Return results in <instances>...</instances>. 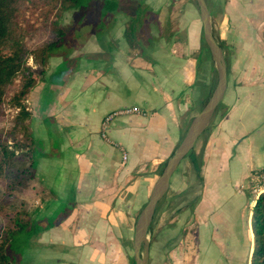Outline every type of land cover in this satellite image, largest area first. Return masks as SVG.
Returning a JSON list of instances; mask_svg holds the SVG:
<instances>
[{
    "label": "crops",
    "instance_id": "1",
    "mask_svg": "<svg viewBox=\"0 0 264 264\" xmlns=\"http://www.w3.org/2000/svg\"><path fill=\"white\" fill-rule=\"evenodd\" d=\"M129 3L120 0L102 30L80 31L69 39L74 42L62 44L27 96L28 130L39 154L32 191L22 198L36 202V208L26 207L34 223L57 221L34 235L13 264H130L133 225L119 219L124 195L134 178L159 166L180 137L185 115L200 99L194 94L205 56L195 18L186 30L138 31L141 51L131 49L124 36ZM145 4L147 16H157L160 8ZM228 6L230 18L245 14L248 22H264V0H230ZM260 54L264 75V47ZM229 103L202 165L190 160L204 179L197 212L212 226L202 233L207 244L203 264L216 255L219 264L240 262L241 241L222 210L220 191L231 190L243 209L249 200L237 191L238 183L264 167L259 152L264 151V98H231ZM132 106L140 111L115 118L104 137V116ZM249 204L242 233L251 255L255 200Z\"/></svg>",
    "mask_w": 264,
    "mask_h": 264
},
{
    "label": "rangeland",
    "instance_id": "2",
    "mask_svg": "<svg viewBox=\"0 0 264 264\" xmlns=\"http://www.w3.org/2000/svg\"><path fill=\"white\" fill-rule=\"evenodd\" d=\"M146 1L153 5L154 8L160 9L155 17L152 15H150V17H143V23H145L146 26L145 28L140 27L139 32L142 30H158L161 32L167 31V33H169L175 29L186 30L188 23L195 18L197 22V33L199 38L202 39V23L195 0ZM229 1L230 0H206L209 9L214 15L212 19L214 35L223 48L227 61L228 86L222 101V107L221 110L215 114L206 131L197 140L192 154L186 156L178 166L168 191L157 206L148 231V264H203L202 262L205 260L207 244L204 242L205 240L202 233L206 228H212V226H210V224L208 226V222L204 221L205 218L203 215L197 212V205L202 197L204 179L203 176L201 177L200 173L196 171V168L191 165L190 160L193 158L198 164L200 162V165H202L204 149L208 143L212 142V134L226 116L231 98H264V75L260 68V51L261 48L264 47V22H248L246 19L248 17L245 16V14H242L238 18H235L233 15V17L230 18ZM32 16H37V14ZM54 18L69 29L73 21V11L59 8L55 11ZM33 19L34 17H32V20ZM94 20L95 17L89 15L82 29H80L82 30L81 32L93 30L89 25L91 21ZM178 40L181 41L183 38ZM70 41L74 42L68 39L64 43L66 44ZM183 44L184 40L180 42V47L183 46ZM252 52L254 54H252ZM204 56V61L202 64L200 63L198 68L199 91L194 94V98L200 99L194 102L185 115L182 122L180 137L174 143L172 149H169L166 155L161 157L162 161L156 169H146L147 175L144 176V173L138 175L134 178L135 182L129 186V190H126L128 193H125L121 206L124 215H120L119 219L121 221V219L124 218L125 222H131L133 230L138 215L148 201L154 182L160 175L167 159L175 151L190 120L200 111L215 87L217 81L215 64L211 57L206 55L205 52ZM29 63L33 64L32 58L29 59ZM251 67H255V71H253ZM201 86L203 88H201ZM4 109V115L0 117V129L2 130V134H5L6 130L12 124L11 120L15 114L14 108L8 104H4ZM262 116L261 120H259L264 127V115ZM256 127L259 126H249L250 129ZM259 152L261 156L264 155L263 150ZM263 168L251 171L249 177L242 178L238 183L237 191L244 193L249 203L256 199V192L254 191L251 178L256 171ZM140 179H144L145 181L143 180L144 182L137 183ZM220 189L221 188L218 190L220 191ZM29 191H32V189ZM220 192L221 199L219 202L222 210L227 213V216L230 218L231 222H233L231 224L232 230H236L239 241H241L240 249L243 250V255L242 258L240 257V262H238V264H250L249 256L251 244L248 238L246 240L247 243H243L245 234L242 233V229L245 228L251 205L247 203L246 206L241 209L239 206L237 207L239 202L236 200V195L231 190L226 188ZM7 196L6 181L0 179V202L4 201ZM22 196L23 195H20L12 199V209L26 207L29 209L36 208L34 199L29 202L23 199ZM33 197L36 198V194H34ZM4 222L5 220L0 214V229ZM209 231L212 233V230ZM211 239L213 240V236H210V243L213 242H211ZM206 242H208V239ZM128 249L131 262V259H133V241L131 240ZM142 251L144 253L146 252L144 246H142ZM219 263V257L216 255L211 264Z\"/></svg>",
    "mask_w": 264,
    "mask_h": 264
},
{
    "label": "trees",
    "instance_id": "3",
    "mask_svg": "<svg viewBox=\"0 0 264 264\" xmlns=\"http://www.w3.org/2000/svg\"><path fill=\"white\" fill-rule=\"evenodd\" d=\"M119 3L120 0H0V117L4 115V104L15 110L5 134L0 129V179L6 181L8 192L0 202V214L5 220L0 229V264H13L34 235L57 221L34 223L27 208L11 207L12 199L32 189L37 171L39 145L28 130L31 112L27 96L46 72L48 59L66 40L82 31L87 17H95L89 27L100 31L106 16L118 11ZM59 8L73 11L69 29L54 18ZM149 9L145 0H132L126 5L124 36L129 47L138 52V31ZM210 14L213 19L211 10ZM200 49L212 59L203 37ZM221 107L222 103L216 113ZM192 152L193 149L187 156ZM251 230L250 264H264V191L252 207ZM130 264H134L133 259Z\"/></svg>",
    "mask_w": 264,
    "mask_h": 264
},
{
    "label": "water",
    "instance_id": "4",
    "mask_svg": "<svg viewBox=\"0 0 264 264\" xmlns=\"http://www.w3.org/2000/svg\"><path fill=\"white\" fill-rule=\"evenodd\" d=\"M195 1L202 23L203 38L215 63L217 81L209 98L200 111L192 117L175 151L167 159L160 175L154 182L148 201L138 215L132 239L134 264H148V231L157 206L168 191L171 178L178 166L194 148L199 137L206 131L213 120L228 86L227 61L223 48L218 43L213 32L212 17L208 4L206 0ZM142 246L146 249L145 253L142 251Z\"/></svg>",
    "mask_w": 264,
    "mask_h": 264
},
{
    "label": "built area",
    "instance_id": "5",
    "mask_svg": "<svg viewBox=\"0 0 264 264\" xmlns=\"http://www.w3.org/2000/svg\"><path fill=\"white\" fill-rule=\"evenodd\" d=\"M139 108L132 106V107H124V108H119V109H115L113 111H110L109 113H107L103 120H102V135L105 137L106 136V130L109 127V125L111 124V122L117 118L118 116L121 115H129V114H133V113H137L139 112ZM252 183L254 186V191L256 192V199L258 198V196L260 195V193L262 191H264V168L261 170L256 171L252 178ZM255 199V200H256Z\"/></svg>",
    "mask_w": 264,
    "mask_h": 264
}]
</instances>
